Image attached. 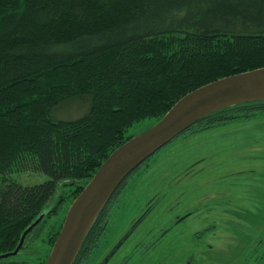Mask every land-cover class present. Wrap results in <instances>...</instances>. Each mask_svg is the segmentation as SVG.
I'll return each instance as SVG.
<instances>
[{
    "label": "trees",
    "instance_id": "obj_1",
    "mask_svg": "<svg viewBox=\"0 0 264 264\" xmlns=\"http://www.w3.org/2000/svg\"><path fill=\"white\" fill-rule=\"evenodd\" d=\"M261 67L264 0H0V254L41 214L25 243L75 199L133 126L154 125L199 87ZM74 102L79 117H55ZM262 114L264 100L244 102L182 134ZM27 171L49 179H8ZM111 199L74 264L99 245Z\"/></svg>",
    "mask_w": 264,
    "mask_h": 264
},
{
    "label": "rangeland",
    "instance_id": "obj_2",
    "mask_svg": "<svg viewBox=\"0 0 264 264\" xmlns=\"http://www.w3.org/2000/svg\"><path fill=\"white\" fill-rule=\"evenodd\" d=\"M79 107L81 104L74 102L57 108L54 115L58 119H74L84 111ZM239 122L222 131L214 129L197 134L198 137H189L187 141L186 133L181 134L136 168L113 195L108 227L95 251L82 264H98L126 236L131 221L144 209V212L151 210L114 262L129 255L140 240H145L142 247L158 240L162 227L196 205L202 210H197L182 226L192 236L189 246L164 250L166 238L138 264L159 260L164 264H236L264 232V114ZM152 123V120L138 123L129 134L135 136ZM201 154L206 157L203 162H200ZM8 179L34 185L47 181L49 176L27 171L12 174ZM238 199L241 202H237ZM74 200L66 199V203L41 224L23 252L0 264L44 262L54 245L51 233L64 223ZM209 226L210 233L195 235ZM199 235L200 238L195 239ZM136 261L137 256H134L133 262Z\"/></svg>",
    "mask_w": 264,
    "mask_h": 264
},
{
    "label": "water",
    "instance_id": "obj_3",
    "mask_svg": "<svg viewBox=\"0 0 264 264\" xmlns=\"http://www.w3.org/2000/svg\"><path fill=\"white\" fill-rule=\"evenodd\" d=\"M258 100H264V67L226 76L182 97L157 123L115 149L102 163L70 205L44 264H74L90 229L124 180L184 130L218 110ZM46 215L41 214L23 232L15 250L0 254V260L18 255L28 234Z\"/></svg>",
    "mask_w": 264,
    "mask_h": 264
},
{
    "label": "flooded vegetation",
    "instance_id": "obj_4",
    "mask_svg": "<svg viewBox=\"0 0 264 264\" xmlns=\"http://www.w3.org/2000/svg\"><path fill=\"white\" fill-rule=\"evenodd\" d=\"M191 207V206H190ZM201 207L198 205L192 206L191 208L186 209V211L177 214L168 225L162 227L160 229V236L158 240H155L153 242L148 243L144 247H142L143 243L145 240H140V243L137 244L136 246L133 247L132 252L125 256L121 261H115V257L120 251V249L126 244L127 240L130 238V236L135 232L137 227L141 224L145 216L148 214V212L151 209H148L147 211L144 212L141 211L140 215L136 218H134L131 223L130 227L127 230V234L124 238L120 240L118 245H116L112 251L108 252L104 258L98 263V264H138L139 262H142L144 257L147 256V254L151 251L152 248H156L161 240H165L166 242L163 247L164 250H168L169 247H175L176 248H182L183 246H189V240L192 238L190 234H187V230L183 229V223H185L187 220H189L191 217H194V214L197 212V210H200ZM202 210V209H201ZM233 216V215H232ZM186 226V225H185ZM184 226V227H185ZM204 228L202 230H199L196 232L195 235L198 234H205V233H210V228ZM186 235V236H185ZM201 235L196 237L195 239H199ZM158 237V236H157ZM157 237L155 239H157ZM20 251L23 252L25 247L28 246V243H25ZM180 246V247H177ZM190 252V249L187 250ZM187 252V253H188ZM24 254V253H23ZM245 255L236 263V264H264V232L263 234L259 235L256 238V241L249 247L248 250H245ZM137 256V261L133 262V257ZM191 257V255H190ZM182 258V257H181ZM142 259L141 261H139ZM145 264V263H144ZM151 264H164V261L160 262H154Z\"/></svg>",
    "mask_w": 264,
    "mask_h": 264
},
{
    "label": "crops",
    "instance_id": "obj_5",
    "mask_svg": "<svg viewBox=\"0 0 264 264\" xmlns=\"http://www.w3.org/2000/svg\"><path fill=\"white\" fill-rule=\"evenodd\" d=\"M239 121H241V120H237V121H232V122H229V123H227V124H223V125H221V126H217V127H214V128H210V129H207V130H204V131H201V132H197V133H193V134H190V135H187L185 138H187L186 139V141L189 139V137H193V136H197L198 137V135L197 134H202V133H207V131H211V130H214V129H217V131H222V129H228L229 127H231L232 125H234L235 123H240ZM183 143V141L181 142V143H179V144H182ZM218 144V143H217ZM203 145H204V143H203ZM207 145L209 146V143H207ZM191 155H193L194 156V154H191ZM203 157L201 158V161L200 162H203V160H205L206 159V157H205V155L204 154H201ZM194 163H192V165H193ZM201 166V165H200ZM192 171V170H191ZM204 197H206V195H204ZM208 197V196H207ZM236 197L237 196H234V199L236 200ZM234 200V201H235ZM237 202H241V200H239L238 199V201ZM233 216H234V214H233Z\"/></svg>",
    "mask_w": 264,
    "mask_h": 264
},
{
    "label": "bare ground",
    "instance_id": "obj_6",
    "mask_svg": "<svg viewBox=\"0 0 264 264\" xmlns=\"http://www.w3.org/2000/svg\"><path fill=\"white\" fill-rule=\"evenodd\" d=\"M196 123H197V122H196ZM196 123H195V124H196ZM192 126H193V125H192ZM190 127H191V126H190ZM190 127H189V128H190ZM189 128H188V129H189ZM186 130H187V129H186ZM184 131H185V130H184ZM184 131H183V132H184ZM201 131H204V130H200V131H199V129H198V130H195V131H193L192 133H189V134H186V135H190V134L197 133V132H201ZM183 132H182V133H183ZM182 133H181V134H182Z\"/></svg>",
    "mask_w": 264,
    "mask_h": 264
}]
</instances>
